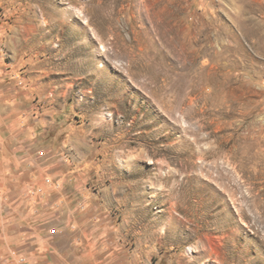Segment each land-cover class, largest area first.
I'll return each instance as SVG.
<instances>
[{
	"label": "rangeland",
	"instance_id": "obj_1",
	"mask_svg": "<svg viewBox=\"0 0 264 264\" xmlns=\"http://www.w3.org/2000/svg\"><path fill=\"white\" fill-rule=\"evenodd\" d=\"M0 139L37 264H264V0H0Z\"/></svg>",
	"mask_w": 264,
	"mask_h": 264
},
{
	"label": "crops",
	"instance_id": "obj_2",
	"mask_svg": "<svg viewBox=\"0 0 264 264\" xmlns=\"http://www.w3.org/2000/svg\"><path fill=\"white\" fill-rule=\"evenodd\" d=\"M3 140V139H0ZM6 156L0 155V185H4L3 180H7L8 176L5 175V167L2 163L6 162ZM7 163V162H6ZM6 176V177H5ZM13 210H7L5 216H1L0 220V228H2L3 232L0 233V255H3L0 257L1 261H5L11 264H15L18 259L21 261L26 257H28L30 260L24 264H37L38 259H40L43 256V253L46 252V248L41 247V236L40 231L33 234H26L25 232L22 233H13L9 230V226L12 223L16 222V219L14 218ZM5 227V228H4ZM9 227V228H6ZM7 229V230H6ZM35 243H38V248L41 250V252H37L36 249H33L32 246H34ZM37 252V253H36ZM19 253V254H17ZM21 253V254H20ZM31 259L33 263L31 262ZM26 261V260H25Z\"/></svg>",
	"mask_w": 264,
	"mask_h": 264
}]
</instances>
